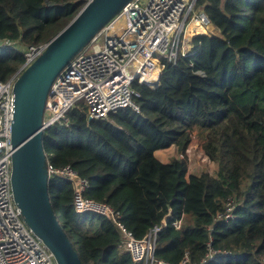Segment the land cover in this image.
I'll use <instances>...</instances> for the list:
<instances>
[{
    "label": "trees",
    "instance_id": "trees-1",
    "mask_svg": "<svg viewBox=\"0 0 264 264\" xmlns=\"http://www.w3.org/2000/svg\"><path fill=\"white\" fill-rule=\"evenodd\" d=\"M84 3L0 0V41L46 43ZM196 3L217 32L188 39L156 85L134 81L138 110L100 119L72 108L43 132V149L49 164L86 178L84 196L112 206L136 238L161 226L154 258L179 264L187 252L199 262L212 249L227 254L204 264H264V0ZM23 63L20 51L0 47V80ZM195 138L214 173L188 174L186 158L162 162L154 154L172 145L184 152ZM48 195L81 264H141L118 247L113 220L75 211L69 180L50 177ZM228 198L232 216L218 218Z\"/></svg>",
    "mask_w": 264,
    "mask_h": 264
},
{
    "label": "built area",
    "instance_id": "built-area-1",
    "mask_svg": "<svg viewBox=\"0 0 264 264\" xmlns=\"http://www.w3.org/2000/svg\"><path fill=\"white\" fill-rule=\"evenodd\" d=\"M89 0H85L87 2ZM197 0H130L117 12L59 72L48 93L43 111V132L61 123L66 113L81 107L89 118L107 119L123 107L138 110L134 97L139 92L134 81L156 85L165 62H174L185 54L193 24L214 27ZM11 46L24 58L23 67L43 50L45 43L23 46L3 40L0 47ZM17 74L0 80V264H57L52 252L27 226L12 195L10 141L13 113V86ZM188 148H186L187 150ZM185 150V151H186ZM184 152L179 153L180 158ZM48 177H64L73 188V205L78 213L95 212L113 220L120 231L118 247L134 263L168 264L153 256L155 239L161 226H154L146 236L136 238L118 220L119 213L107 203L84 196L89 182L70 165L54 167L47 162ZM234 202L228 198L225 212L218 218L232 216ZM166 219L163 220L165 224ZM177 228L179 220L172 222ZM226 251L209 249L199 262H192L186 252L179 264H204Z\"/></svg>",
    "mask_w": 264,
    "mask_h": 264
},
{
    "label": "water",
    "instance_id": "water-1",
    "mask_svg": "<svg viewBox=\"0 0 264 264\" xmlns=\"http://www.w3.org/2000/svg\"><path fill=\"white\" fill-rule=\"evenodd\" d=\"M129 1L85 2L45 43L44 50L16 72L10 130L12 195L23 220L52 252L57 264L81 262L50 205L47 156L42 145L45 100L59 72Z\"/></svg>",
    "mask_w": 264,
    "mask_h": 264
},
{
    "label": "rangeland",
    "instance_id": "rangeland-1",
    "mask_svg": "<svg viewBox=\"0 0 264 264\" xmlns=\"http://www.w3.org/2000/svg\"><path fill=\"white\" fill-rule=\"evenodd\" d=\"M214 26V25H213ZM211 32H217V28L211 27L210 29L204 28L203 32H198V33H211ZM198 33H193L191 35H188V37L186 38L187 41L188 39H190L192 36H194L195 34ZM185 47H187V44L185 43ZM171 148H167L168 150L164 151L162 149V151H160V155L161 157H167V159L169 160L172 156H176L178 158L179 157V151L177 150V148L175 146H170ZM183 157L187 159V163H188V174L191 173H199L201 171H208L210 173H214L215 169H216V163H214L213 161L208 160L205 155L202 153L201 149L198 146V142L196 140V138L193 140L192 144L188 147V149L186 151H184ZM141 264H144V262H142Z\"/></svg>",
    "mask_w": 264,
    "mask_h": 264
},
{
    "label": "crops",
    "instance_id": "crops-1",
    "mask_svg": "<svg viewBox=\"0 0 264 264\" xmlns=\"http://www.w3.org/2000/svg\"><path fill=\"white\" fill-rule=\"evenodd\" d=\"M169 148H171V147H168V149ZM167 148H165V149H163L164 151H166V150H168ZM160 151H162V149H160V150H156L155 151V156L160 160V161H162V162H166V161H168V159H167V157H161V156H159L160 155ZM200 173V172H199ZM199 173H195V174H199ZM192 174H194V173H192Z\"/></svg>",
    "mask_w": 264,
    "mask_h": 264
},
{
    "label": "bare ground",
    "instance_id": "bare-ground-1",
    "mask_svg": "<svg viewBox=\"0 0 264 264\" xmlns=\"http://www.w3.org/2000/svg\"><path fill=\"white\" fill-rule=\"evenodd\" d=\"M192 26H195V27H197L198 29H200V30H204V28H202L201 26H199L198 24H193ZM191 26V27H192Z\"/></svg>",
    "mask_w": 264,
    "mask_h": 264
}]
</instances>
